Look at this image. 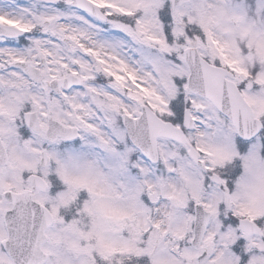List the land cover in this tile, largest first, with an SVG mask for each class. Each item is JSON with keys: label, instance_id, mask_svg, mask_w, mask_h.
<instances>
[{"label": "snow or ice", "instance_id": "6c2138e0", "mask_svg": "<svg viewBox=\"0 0 264 264\" xmlns=\"http://www.w3.org/2000/svg\"><path fill=\"white\" fill-rule=\"evenodd\" d=\"M0 264H264V0H0Z\"/></svg>", "mask_w": 264, "mask_h": 264}]
</instances>
